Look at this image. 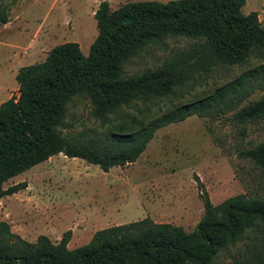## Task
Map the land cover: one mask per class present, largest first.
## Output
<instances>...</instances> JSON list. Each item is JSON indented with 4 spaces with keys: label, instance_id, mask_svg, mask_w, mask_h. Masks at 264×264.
<instances>
[{
    "label": "trees",
    "instance_id": "obj_1",
    "mask_svg": "<svg viewBox=\"0 0 264 264\" xmlns=\"http://www.w3.org/2000/svg\"><path fill=\"white\" fill-rule=\"evenodd\" d=\"M245 0H135L114 9L98 3L96 35L83 54L76 42L51 47L45 58L17 69L16 96L0 102V198L24 187L2 183L61 153L110 167L133 162L156 129L190 115L229 120L242 134L245 124L264 120V26ZM7 21L0 6V23ZM181 36L189 46L153 69L133 76L122 65L143 48ZM260 60L203 98L181 104L146 124L136 114L174 95L214 67ZM259 92L253 100L249 96ZM88 102L89 114L105 133L69 130L67 105ZM141 106H139V105ZM131 110L137 111L132 113ZM264 180V139L239 151ZM202 215L190 231L143 218L96 230L88 242L69 249V230L57 242L45 235L27 241L0 220V264H264V195L235 194L212 204L200 194ZM220 262L222 253H229Z\"/></svg>",
    "mask_w": 264,
    "mask_h": 264
},
{
    "label": "rangeland",
    "instance_id": "obj_2",
    "mask_svg": "<svg viewBox=\"0 0 264 264\" xmlns=\"http://www.w3.org/2000/svg\"><path fill=\"white\" fill-rule=\"evenodd\" d=\"M100 1L0 0L7 15V21L0 23V102L16 96L17 69L42 61L54 45L72 41L87 53L96 35L92 13ZM105 1L114 9L135 0ZM256 7L257 0H245L241 11L248 13ZM190 43L185 37H166L126 61L122 73L133 76L158 67ZM260 62L249 58L242 64L214 67L206 76L150 105L147 112H138L137 124L205 97ZM259 95L254 92L248 100ZM89 109L86 100L72 99L67 105L71 126L63 133L107 132L90 116ZM230 114L190 115L162 126L133 162L106 172L81 158L52 155L2 183L3 188L20 183L25 186L0 198V220L31 242L40 234L57 242L69 230V249L86 244L98 229L143 218L190 231L202 215L200 194H206L212 204L239 193L264 195L260 170L239 155L240 150L264 139V120L246 123L240 134L229 120ZM232 253L233 249L222 253L220 262L228 261Z\"/></svg>",
    "mask_w": 264,
    "mask_h": 264
},
{
    "label": "crops",
    "instance_id": "obj_3",
    "mask_svg": "<svg viewBox=\"0 0 264 264\" xmlns=\"http://www.w3.org/2000/svg\"><path fill=\"white\" fill-rule=\"evenodd\" d=\"M258 7H256L255 12L257 13V18L261 22H264V0H257ZM261 14H263L261 16ZM262 18V19H261Z\"/></svg>",
    "mask_w": 264,
    "mask_h": 264
}]
</instances>
